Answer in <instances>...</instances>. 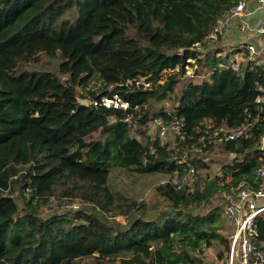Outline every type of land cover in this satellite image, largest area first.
Returning a JSON list of instances; mask_svg holds the SVG:
<instances>
[{
  "label": "trees",
  "instance_id": "trees-1",
  "mask_svg": "<svg viewBox=\"0 0 264 264\" xmlns=\"http://www.w3.org/2000/svg\"><path fill=\"white\" fill-rule=\"evenodd\" d=\"M240 1L0 0V264H202L191 253L203 241L211 248L224 239L218 230L228 221L220 192L243 180L256 183L255 144L264 124L242 140L208 143L200 153H188L192 141L175 134L164 146L158 137L154 153L140 138L150 121L171 120L164 109L151 113V106L172 98L179 84L183 95L168 113L195 137L208 120L216 127L240 125L245 109L254 107L256 84L263 82L259 67L247 63L237 72L224 63L228 57L199 59L198 47ZM42 54L59 56L58 74L19 70ZM189 59L200 60L194 75L207 78L183 82ZM178 67L158 82L165 70ZM203 68L208 70L199 74ZM143 78L150 87L137 85ZM91 83L96 89L87 90ZM126 87L128 110L78 101ZM187 162L207 176L221 169L190 194L170 183L185 175ZM116 168L170 179L154 186L151 203H138L114 192L110 175ZM259 232L264 238V221ZM183 233L188 235L177 247L174 239Z\"/></svg>",
  "mask_w": 264,
  "mask_h": 264
},
{
  "label": "built area",
  "instance_id": "built-area-1",
  "mask_svg": "<svg viewBox=\"0 0 264 264\" xmlns=\"http://www.w3.org/2000/svg\"><path fill=\"white\" fill-rule=\"evenodd\" d=\"M253 9H250L251 7ZM264 9V0H243L235 7L228 10L216 23L210 32L208 39L219 43L220 37L225 38L231 29L233 18H241V31H250L254 35L264 36V22L252 25L248 18L255 17L257 12ZM232 30V29H231ZM238 52L228 57L229 67L234 71H239L244 63H252L253 69L259 67L263 73V82L256 84V97L254 107L244 111L243 122L233 128L216 127L212 120L206 122L205 128L199 130L198 136L190 135L186 130V124L182 119L166 114L171 118L166 122L162 117L156 119L155 125L159 127L158 136L164 143H167V136L175 134L180 137V141L190 140V152L200 153L207 147L208 143H223L242 140L258 123L264 124V45L258 49L254 40L244 42L236 49ZM239 54V55H238ZM233 57H232V56ZM238 55V56H236ZM222 67H224L222 65ZM91 105L105 109L128 110L130 103L126 101L120 93L111 96H102L90 102ZM259 149V167L256 171V183L243 180L236 186H231L229 191L220 192V205L224 210V216L231 225V233L226 250L221 257L219 264H264V238L259 232V224L264 221V135L255 144ZM178 150V148H177ZM154 153V151H151ZM237 159L235 154L230 156L229 163ZM186 155L181 164L186 163ZM188 164L185 175L180 178L172 177L170 183L177 188L186 187L187 192L192 194L197 188V170L193 164ZM223 177V175H221ZM224 187V184H222ZM226 188V187H225ZM203 187L199 190L202 191ZM75 204L73 207H77Z\"/></svg>",
  "mask_w": 264,
  "mask_h": 264
},
{
  "label": "rangeland",
  "instance_id": "rangeland-1",
  "mask_svg": "<svg viewBox=\"0 0 264 264\" xmlns=\"http://www.w3.org/2000/svg\"><path fill=\"white\" fill-rule=\"evenodd\" d=\"M251 1H255V0H251ZM254 7L252 6L250 9H253ZM257 19V24L260 22H264V9L260 10L259 12H257V15L255 17ZM241 18H233V21L231 23V29L229 32H227L226 36H224L225 38L221 39V42L219 43H215L212 40H209L208 43L206 44L205 47H198V49H200V55H199V59H203L206 60L209 55L211 56V58H209V62L211 63L213 59L215 58H220V57H224L227 59V57H229L230 54L234 55L238 52H235L236 49H238V47L240 45H242L244 42H248L250 41V39L254 40V43L256 45V47L259 49L261 44L264 45V36H259V35H254V33H251L250 31H241L240 30V25L242 23ZM247 21V19L245 20ZM219 49H222L223 53H217V51ZM214 55V56H213ZM231 55V56H232ZM239 55V54H238ZM236 55V56H238ZM233 57V56H232ZM193 60V59H189L187 62L190 64L189 66H186V76H184L183 78V82H185L186 84L189 83L190 80H193L195 82H199L202 80V77L207 78V76H204L205 73L208 68H203V71H201L199 74H204V75H194V72L196 70H199L201 66H199V61L200 60ZM227 62V63H226ZM59 63H61V60L59 58V56L57 55L56 57H49L46 54H42L39 57V61L38 62H31L28 63L26 65H24L23 67H19L20 71H24V70H30L31 72H47V73H52V74H58V66ZM224 63L229 64L228 60H225ZM247 63H244V67ZM179 72V67L176 69H169V70H165L160 77V80L158 81L160 84H163L165 82V80L171 76L174 75L176 73ZM60 80L61 81H65V77L60 75ZM137 82V85H143L146 88L150 87V85L152 84L149 80V78H143V79H139ZM133 82L128 83V85H132ZM80 89V88H79ZM96 89V86L94 85V83H91L87 86V90H94ZM126 88L124 89H120L118 91V93H120L121 95H123L126 92ZM81 91V90H80ZM84 94H86V92H83ZM183 93L181 90V84L177 85L174 87V91L172 93V98H167L163 101L160 102H153L152 106H151V113H155L161 109H164L165 112L171 111V110H175L180 102V99L182 97ZM80 99H88L89 100V105H90V97L87 96V98H80ZM156 122L154 121H150V125H149V129L147 130V134L145 137L140 138L142 144L144 146L147 147H151V151H155L153 143L155 141H157L158 136V129L159 127L157 125H155ZM100 138V134H95L93 136L94 140H98ZM172 138H169L167 136V140L169 141ZM162 142V144L164 143V140H162L160 138V142L159 144ZM174 145V143H171L170 146L172 147ZM211 157L213 158H217L221 159V157H219L218 155H212ZM210 156L208 157L209 160ZM207 161V160H206ZM210 161V160H209ZM219 163H221L220 161H218ZM227 162V161H226ZM221 168H212L209 174V176H207V171L204 170H198L199 173L197 174V184L200 185V187H203V182L204 181H211L212 179H214V174L220 171ZM170 179L169 175H165V174H159L157 176H143V175H137L134 174L132 172H130L127 169H112L111 175H110V184L111 187L113 188L114 192L117 193L118 197H124V199L129 198V200H137L138 203H141L142 201H146L148 204L151 203L154 199V194L152 193L154 191V186L156 185H160L162 183H166L168 182V180ZM231 180V175H228L226 177V182ZM126 197V198H125ZM65 208L69 207L68 204L64 205ZM164 207V206H163ZM47 212L49 209H47ZM50 213V212H48ZM223 219L225 218L224 215L222 217ZM118 221H120L121 223H125L126 222V218L124 216H119L117 218ZM218 222V221H217ZM219 225L223 226L222 223L218 222ZM218 233H220L224 239H220L218 241L214 242V246H212L211 248L206 247V242H202L201 243V247L198 248L195 252H192V257L195 259H198L197 257H199V260H202V264H219L220 260H221V256L220 253H223L227 248L228 242H229V235L231 233V225L229 224V222H227V227L225 228H220L218 230ZM188 234L187 233H183L181 236H179L178 238L174 239V244L178 247L181 244V240L183 238H185ZM191 263L193 264H198V262L192 261ZM189 264V263H188Z\"/></svg>",
  "mask_w": 264,
  "mask_h": 264
},
{
  "label": "water",
  "instance_id": "water-1",
  "mask_svg": "<svg viewBox=\"0 0 264 264\" xmlns=\"http://www.w3.org/2000/svg\"><path fill=\"white\" fill-rule=\"evenodd\" d=\"M78 101H79L80 105H82L84 107H88L89 106V100L88 99H80V98H78Z\"/></svg>",
  "mask_w": 264,
  "mask_h": 264
},
{
  "label": "crops",
  "instance_id": "crops-1",
  "mask_svg": "<svg viewBox=\"0 0 264 264\" xmlns=\"http://www.w3.org/2000/svg\"><path fill=\"white\" fill-rule=\"evenodd\" d=\"M256 17V16H255ZM255 17H251V18H248L247 20L252 24V25H255L257 24V19Z\"/></svg>",
  "mask_w": 264,
  "mask_h": 264
}]
</instances>
